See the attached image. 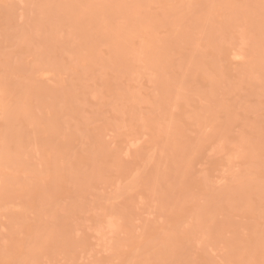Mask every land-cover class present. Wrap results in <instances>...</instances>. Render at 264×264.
<instances>
[{"label":"rangeland","instance_id":"1","mask_svg":"<svg viewBox=\"0 0 264 264\" xmlns=\"http://www.w3.org/2000/svg\"><path fill=\"white\" fill-rule=\"evenodd\" d=\"M0 264H264V0H0Z\"/></svg>","mask_w":264,"mask_h":264},{"label":"bare ground","instance_id":"2","mask_svg":"<svg viewBox=\"0 0 264 264\" xmlns=\"http://www.w3.org/2000/svg\"><path fill=\"white\" fill-rule=\"evenodd\" d=\"M71 3V2H70ZM60 7V6H59ZM75 7V6H74ZM54 9V8H53ZM255 9V8H254ZM60 11V10H59ZM43 17V16H42ZM44 18V17H43ZM58 19V18H57ZM178 19H179V17H178ZM199 20V19H198ZM206 20V19H205ZM70 21V20H69ZM55 22V21H54ZM81 22V21H80ZM205 26V25H204ZM202 28V27H201ZM110 38V37H109ZM98 40V39H97ZM42 49H44V48H42ZM41 49V50H42ZM49 50V49H48ZM54 51V50H53ZM32 55V54H31ZM38 56V55H37ZM32 57V56H31ZM10 58V57H9ZM13 62V61H12ZM50 62V61H49ZM33 65V64H32ZM51 66V65H50ZM16 68V67H15ZM11 78V77H10ZM50 96V95H49ZM80 109V108H79ZM73 110V109H72ZM19 111H20V109H19ZM61 116V115H60ZM78 116V115H77ZM80 117V116H79ZM77 118V117H76ZM52 120V119H51ZM12 121V120H11ZM51 123H53V122H51ZM61 124H62V121H61ZM18 125V124H17ZM16 125V126H17ZM53 127H54V125H53ZM9 131V130H8ZM45 132V131H44ZM49 132V131H48ZM51 133H52V131H51ZM62 134V133H61ZM12 135V134H11ZM56 135V134H55ZM54 135V136H55ZM73 135V134H72ZM13 136V135H12ZM18 136V135H17ZM15 137V136H14ZM17 138V137H16ZM60 138V137H59ZM55 140V139H54ZM64 141V140H63ZM15 143V142H14ZM55 143V142H54ZM66 145V144H65ZM6 146V145H5ZM57 146V145H56ZM13 147V146H12ZM10 149V148H9ZM16 149V148H15ZM18 150H21V149H18ZM16 153V152H15ZM16 155V154H15ZM14 155V156H15ZM21 156V155H20ZM16 157V156H15ZM17 159V158H16ZM14 160V159H13ZM12 161V160H11ZM103 161V160H102Z\"/></svg>","mask_w":264,"mask_h":264}]
</instances>
